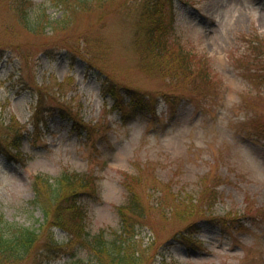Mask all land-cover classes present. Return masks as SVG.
<instances>
[{
    "label": "rangeland",
    "instance_id": "rangeland-1",
    "mask_svg": "<svg viewBox=\"0 0 264 264\" xmlns=\"http://www.w3.org/2000/svg\"><path fill=\"white\" fill-rule=\"evenodd\" d=\"M25 1L24 8L35 15L47 8L51 24L36 36L27 31L22 9L15 6L20 0H0V139L10 126L23 135L19 159L9 161L0 153V215L39 229L44 217L32 204L35 175L90 173L98 195L82 201L87 227L110 234L119 228L116 208L126 201L127 185L135 178L143 199L153 203L158 192L163 194L162 208L168 212L162 215L157 209L154 229H141L145 264H264V140L259 136L264 71L247 41L259 39L264 60V0L175 1L172 45L182 44L197 67L204 65L214 78L199 90L140 68L133 11L138 3L103 0L88 13L71 14L70 25L63 27L58 22L64 20V7L53 0ZM84 43L94 69L67 51ZM113 87L124 96L129 91L155 96L156 116L131 112L124 121L113 107ZM39 90L47 107L58 105L59 97L62 103L71 101L67 105L96 125L90 141L57 113L45 111L47 122L36 124ZM207 183L219 193L211 213L218 217L217 226L199 223L190 228L201 246L166 247L174 233L199 217L172 210H184L180 202L185 198L199 212ZM235 214L244 218L243 229L224 220ZM55 233L59 241H67L64 231ZM69 261L59 254L43 264Z\"/></svg>",
    "mask_w": 264,
    "mask_h": 264
},
{
    "label": "trees",
    "instance_id": "trees-1",
    "mask_svg": "<svg viewBox=\"0 0 264 264\" xmlns=\"http://www.w3.org/2000/svg\"><path fill=\"white\" fill-rule=\"evenodd\" d=\"M101 1L103 0H53L54 4L64 7V20L59 21V25L69 26L71 14L77 11L88 13L96 5L101 4ZM175 1L132 0L134 4L138 3L137 10H133L137 13L134 42L141 52L138 63L143 70L157 71L165 78H170L178 86L185 84L193 86L197 90L207 88L214 82L211 72L204 65L197 67L192 53L185 50L182 44H177V48H175L170 41V34L173 32L175 23L173 9ZM26 4L25 0H20V3L16 2L15 6L22 9L20 16L27 31L37 36L43 27L51 24V21L47 19V8L35 15L32 13V9L24 8ZM247 41L250 43L248 47L251 48V53L256 54V59L260 62L258 65L264 71V60L260 59L263 52L261 42L258 38ZM66 48L67 51L75 54L74 58H82L94 69L91 53L83 51L88 49L86 43H84V47ZM2 52L4 50L0 48V53ZM198 64H202V62H198ZM260 78L264 80V76ZM114 88L111 91L113 107L121 114L124 121L127 120L131 112L135 115L156 116L158 100L155 96H140L130 91L126 94L127 96H124L122 92ZM44 95L39 90V104L35 109L36 124L47 122L45 111L57 113L61 119L71 123L72 131L86 135L85 139L90 141L89 134L96 125L87 123L82 118L80 110H75L74 107L67 105L71 101L62 103L60 97H57L59 104L47 107V97ZM50 98L55 100L53 97ZM259 136L264 140V127L260 129ZM22 137L23 135L17 127L10 126L6 137L0 139L1 155L9 161L15 158L19 159V154L22 153ZM132 182L133 184L128 183L127 185L126 201L116 208L119 228L110 231V234L104 230L92 233L87 227V212L82 201L85 197L98 195L96 177L90 173L68 170H65L58 178L51 177L44 172L35 175L32 204L42 211L44 222L39 229L34 230L11 222L0 215V264L23 263L30 260L33 261V264H43L46 260L59 256V254L67 255L70 259L69 264H145L144 253L140 249L141 241L138 239L141 229L148 225L154 229L153 218L157 209L161 210L162 215L168 214V212L162 208L165 205L161 192H158L152 203L150 200L143 199V195L136 189L135 185L139 186V181L133 178ZM218 194V191L212 189L207 183L201 191L202 198L198 200L204 203L199 212H195L196 205L192 202H185V198L183 202H180L185 206L184 210L180 208L172 210L175 214L178 212L192 215L197 213L199 217L196 222H192L185 229L174 233L165 242L166 247L186 243L193 247L201 246V244H197V238L190 235V228L192 227L191 230H193V227L199 223H211L213 227L217 226L214 222L218 217L212 216L211 213L219 200ZM235 215L224 220L226 223L229 222L227 225L234 229H243L244 218L239 214ZM55 230L64 231L67 234V241H59L56 238ZM164 260L163 263H165Z\"/></svg>",
    "mask_w": 264,
    "mask_h": 264
}]
</instances>
